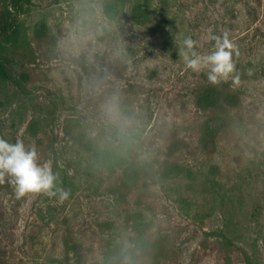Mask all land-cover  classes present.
<instances>
[{
  "label": "rangeland",
  "instance_id": "374dc122",
  "mask_svg": "<svg viewBox=\"0 0 264 264\" xmlns=\"http://www.w3.org/2000/svg\"><path fill=\"white\" fill-rule=\"evenodd\" d=\"M136 4L168 24L151 34L132 18ZM13 19L17 30L0 35L9 73L0 77V138L34 146L70 196H17L0 178V264L65 263L70 229L89 247L86 264L101 262L105 249L131 241L127 223L133 235L148 225L150 239L170 247L161 261L140 264H264V0H30ZM224 32L236 71L213 84L180 49L191 36L208 54L210 35ZM210 86L226 124L209 121L211 152H177L191 172L168 176L169 142H197L199 124L223 114L199 105ZM88 138L127 150V161L109 171L83 145ZM142 160L147 183L138 182L141 199L127 212L104 185Z\"/></svg>",
  "mask_w": 264,
  "mask_h": 264
},
{
  "label": "trees",
  "instance_id": "16d2710c",
  "mask_svg": "<svg viewBox=\"0 0 264 264\" xmlns=\"http://www.w3.org/2000/svg\"><path fill=\"white\" fill-rule=\"evenodd\" d=\"M30 0H10L11 7L5 5L4 9L0 13V35L9 37L13 32L17 30V27H13V10L20 12L23 5ZM132 18L137 23H149L151 34H156L159 26L163 24H168L167 19L160 20L159 22L153 19V13L150 9L142 4H136L132 10ZM165 22V23H164ZM0 77L8 78L9 73L4 65L0 61ZM203 96V97H202ZM202 102L199 104L203 110H217L220 107V101H218L219 90L216 86H210L205 89L201 94ZM223 113L210 115L207 119L199 124L198 127V138L197 142L194 140H185L184 138H175L171 140L167 146L166 156L163 160L164 168L166 171H171L168 175H179L181 173H190L191 169L185 164L177 162L173 159L177 152L183 149L191 150L195 155L204 152H211L209 142L206 139L204 132H209V121L220 119L221 122L226 124L227 117H225L227 110L219 109ZM232 116L230 115V123ZM193 139V138H192ZM194 142V144H193ZM83 145H86L88 150H93L96 158L99 160L100 164L111 172H114L117 167L121 166L127 161L129 154L127 150L119 149L117 151L111 150L109 148H104L103 145L97 139L88 138L82 140ZM172 159V160H171ZM150 168V163L148 160H142L141 165H133L124 174V176H117L116 180H111L109 183L105 184L104 187L107 190L108 196L110 195L117 204L125 205V210L127 212H133V203L138 202L141 199L140 193H137L138 182L143 180L145 183L146 177L148 176V169ZM173 175V176H174ZM152 176V172L150 173ZM136 213V212H135ZM142 217V213H138V218ZM137 219V218H136ZM134 223H127L124 226V233L127 231V235L130 237L131 241L128 243L125 241H120L112 246L108 247L103 251L102 260L90 261L88 264H140L141 260H155L161 261L162 258L166 257L167 252H169V245L165 241L164 237L157 238L154 242L150 239L148 234V225L145 224L144 230L146 232H136V234L131 233V228ZM135 222V230H136ZM107 225L110 228L119 227L116 221H107ZM147 227V228H146ZM147 233V234H146ZM222 242L226 246L233 244L230 237L223 234L221 235ZM66 247V258L65 263L61 264H86L88 260L89 247L86 246L84 240L77 237L73 231L70 229L69 234L64 240ZM70 259V260H69ZM253 264L252 262H249Z\"/></svg>",
  "mask_w": 264,
  "mask_h": 264
},
{
  "label": "clouds",
  "instance_id": "9594fccd",
  "mask_svg": "<svg viewBox=\"0 0 264 264\" xmlns=\"http://www.w3.org/2000/svg\"><path fill=\"white\" fill-rule=\"evenodd\" d=\"M215 41L214 50L208 54L196 51V41L186 36L182 41L180 54L187 67L193 71L207 70L210 83L216 84L226 80L236 71L232 59L234 45L228 33L222 36L211 34ZM7 175L9 183L14 186L17 196L31 192H43L49 197L66 200L70 191L56 185V176L50 166L38 162L36 148H26L21 141L10 143L0 138V178Z\"/></svg>",
  "mask_w": 264,
  "mask_h": 264
}]
</instances>
